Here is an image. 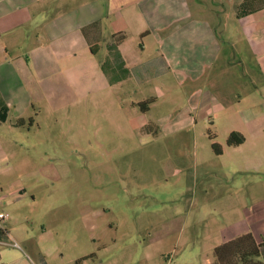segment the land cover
<instances>
[{"label": "crops", "instance_id": "1", "mask_svg": "<svg viewBox=\"0 0 264 264\" xmlns=\"http://www.w3.org/2000/svg\"><path fill=\"white\" fill-rule=\"evenodd\" d=\"M84 1L70 0L63 13L52 12L44 22L50 3L0 0V168L8 171L4 158L17 151L12 133L29 132L45 100L52 105L73 100L75 83L90 87L96 69L108 88L128 79L134 87L151 73L170 83L165 91L156 86L159 94H145L143 87L141 97L128 103L138 117L136 128L153 137L171 136L182 152L192 144V166L184 168L193 180L201 178L203 200L214 201L217 217L240 218L216 225L214 247L250 232L262 243L264 261V7L241 17L235 7L219 33L209 19L193 15L190 0L116 2L108 26L91 19L85 11L90 3L78 6ZM76 6L84 12L73 17ZM129 20L153 46L152 58L142 60L118 39ZM102 40L103 55L93 66ZM124 68L128 75L111 82L112 71L122 74ZM133 68L139 77L131 74ZM147 99L141 111L137 103ZM230 132L242 134V143L227 145ZM213 142L221 153H214ZM21 189L19 181L0 182L1 211ZM52 243L43 239L41 250L49 252Z\"/></svg>", "mask_w": 264, "mask_h": 264}, {"label": "rangeland", "instance_id": "2", "mask_svg": "<svg viewBox=\"0 0 264 264\" xmlns=\"http://www.w3.org/2000/svg\"><path fill=\"white\" fill-rule=\"evenodd\" d=\"M43 1L51 4L43 18L49 22L51 13H63L70 0ZM121 1L125 0H85L78 6L90 3L85 11L91 19L101 18L99 23L108 26L114 19L110 12ZM236 2L190 0L193 15L209 19L219 33ZM78 6L73 17L84 12ZM135 24L129 20L124 26V43L142 60L150 59L154 48ZM99 44L93 66L104 52L103 40ZM131 71L139 77L137 69ZM155 77L150 73L134 87L128 79L108 88L102 73L93 70L90 87L75 83L69 102L52 105L45 100L36 108L30 131L12 133L17 151L4 158L8 171L0 168V182L19 181L22 189L10 203L3 202L7 217L1 224L9 233L2 240H13L18 247L0 243V264L213 261L216 225L240 218L217 217L214 201L203 200L201 178L193 180L184 168L187 163L192 166V144L182 152L172 145L171 136L153 137L136 128L138 117L128 103L141 97L143 87L148 88L145 94H159L156 86L161 91L168 88L170 82ZM45 238L53 241L49 252L41 250Z\"/></svg>", "mask_w": 264, "mask_h": 264}, {"label": "trees", "instance_id": "3", "mask_svg": "<svg viewBox=\"0 0 264 264\" xmlns=\"http://www.w3.org/2000/svg\"><path fill=\"white\" fill-rule=\"evenodd\" d=\"M264 7V0H242L236 9V17H241L249 13H253ZM118 39H123V35ZM103 69L106 71V66ZM110 76L111 82H116L128 75V69L124 68L122 74L112 71ZM111 72V73H112ZM151 99L138 102L137 105L141 111L148 108ZM244 137L238 132H230L226 139L227 145H237L242 143ZM211 147L214 153H221V146L213 142ZM7 238V230L0 228V240ZM261 242H256L250 232L238 235L234 238L226 240L213 248L214 264H264L261 257ZM88 256H85L86 258Z\"/></svg>", "mask_w": 264, "mask_h": 264}, {"label": "built area", "instance_id": "4", "mask_svg": "<svg viewBox=\"0 0 264 264\" xmlns=\"http://www.w3.org/2000/svg\"><path fill=\"white\" fill-rule=\"evenodd\" d=\"M6 217H7V215L4 213V211H1V210H0V228H1V229H5V227L2 226L1 223H2V221H3L4 219H6ZM0 243H4V244H8V245H11V246H14V247H18V244H17L15 241H13V240H9L8 242L5 241V240H0ZM4 264H10V263L5 262Z\"/></svg>", "mask_w": 264, "mask_h": 264}]
</instances>
